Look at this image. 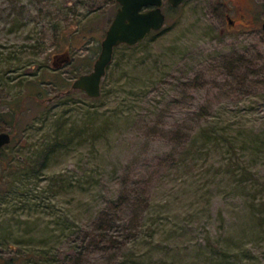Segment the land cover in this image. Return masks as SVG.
Here are the masks:
<instances>
[{
  "label": "rangeland",
  "instance_id": "obj_1",
  "mask_svg": "<svg viewBox=\"0 0 264 264\" xmlns=\"http://www.w3.org/2000/svg\"><path fill=\"white\" fill-rule=\"evenodd\" d=\"M117 7L0 0V264H264V0H164L96 99H56Z\"/></svg>",
  "mask_w": 264,
  "mask_h": 264
},
{
  "label": "water",
  "instance_id": "obj_2",
  "mask_svg": "<svg viewBox=\"0 0 264 264\" xmlns=\"http://www.w3.org/2000/svg\"><path fill=\"white\" fill-rule=\"evenodd\" d=\"M116 1L118 7L101 40L100 51L93 62L92 69L77 75L66 92L72 89H81L88 96H99L102 78L113 58L114 47L120 43L136 44L152 30H157L164 24L165 13L161 8L164 0ZM167 1L172 6H177L184 0ZM261 27L264 30V21L261 23ZM10 140V132L0 130V156L3 146Z\"/></svg>",
  "mask_w": 264,
  "mask_h": 264
},
{
  "label": "trees",
  "instance_id": "obj_3",
  "mask_svg": "<svg viewBox=\"0 0 264 264\" xmlns=\"http://www.w3.org/2000/svg\"><path fill=\"white\" fill-rule=\"evenodd\" d=\"M182 3V2H181ZM154 31V30H152ZM151 31V32H152ZM150 33H148L144 39L147 38V36L149 35ZM144 39H142L141 41L137 42L136 44H133V45H130V44H127V43H120L118 45H116L114 47V52H113V58L110 62V64L108 65L109 66H112L113 64H115L114 62V57H115V53L118 49H128V50H133L135 49L139 44H141ZM37 77V74L36 76ZM36 82H33V85H40L44 80L40 79V78H36V80H34ZM38 81V82H37ZM101 86L102 85V82H101ZM101 91H102V88H101ZM69 93L70 92H58V93H55L54 94V97L56 99H59L61 97H64L66 99H68V96H69ZM101 94V93H100ZM98 97V96H97ZM92 99H96V97H91ZM11 110H14V108H11ZM55 119V118H54ZM54 132H53V135L52 137L49 138V140H47L46 142H44L42 144V148L40 149L39 151V155H42L43 157V160H45L48 156H50L54 151H56L57 149H59L62 145H64L72 136V133H70L69 130H65L64 128V125H65V122L64 120H54ZM69 131V132H68ZM68 138V140L66 141V139ZM14 143L16 142V140H13V138L11 137V140L10 142H13ZM9 142V143H10ZM8 143V144H9ZM8 144H5L2 148V152H1V155L4 154V149L6 146H8ZM20 158L18 157L17 158V161H19Z\"/></svg>",
  "mask_w": 264,
  "mask_h": 264
},
{
  "label": "flooded vegetation",
  "instance_id": "obj_4",
  "mask_svg": "<svg viewBox=\"0 0 264 264\" xmlns=\"http://www.w3.org/2000/svg\"><path fill=\"white\" fill-rule=\"evenodd\" d=\"M241 16L243 17H245V14L244 13H241ZM246 18V17H245ZM225 19H226V21H227V24H229V26H233L234 24H235V18L233 17V16H231V15H229V14H226L225 15ZM245 20H247V19H245Z\"/></svg>",
  "mask_w": 264,
  "mask_h": 264
}]
</instances>
